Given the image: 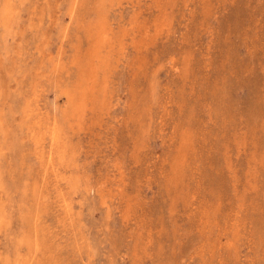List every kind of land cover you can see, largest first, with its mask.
I'll list each match as a JSON object with an SVG mask.
<instances>
[{
	"label": "rangeland",
	"instance_id": "1",
	"mask_svg": "<svg viewBox=\"0 0 264 264\" xmlns=\"http://www.w3.org/2000/svg\"><path fill=\"white\" fill-rule=\"evenodd\" d=\"M0 264H264V0H0Z\"/></svg>",
	"mask_w": 264,
	"mask_h": 264
}]
</instances>
